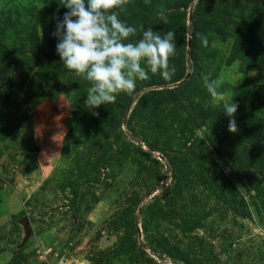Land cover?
Returning <instances> with one entry per match:
<instances>
[{
	"label": "rangeland",
	"instance_id": "374dc122",
	"mask_svg": "<svg viewBox=\"0 0 264 264\" xmlns=\"http://www.w3.org/2000/svg\"><path fill=\"white\" fill-rule=\"evenodd\" d=\"M63 3L0 0V117L3 95L15 116L0 140V264H264V4L140 0L126 7L128 26L160 22L175 33L173 78L182 68L184 77L194 71L195 19L210 34L208 46L198 43V73L181 93L161 90L140 102L150 89L180 83L143 85L162 78L149 72L132 94L93 115L84 104L89 83L56 51ZM209 74L223 80L222 96L205 88ZM231 102L238 104L234 134L224 112ZM24 216L31 233L22 244Z\"/></svg>",
	"mask_w": 264,
	"mask_h": 264
},
{
	"label": "clouds",
	"instance_id": "9594fccd",
	"mask_svg": "<svg viewBox=\"0 0 264 264\" xmlns=\"http://www.w3.org/2000/svg\"><path fill=\"white\" fill-rule=\"evenodd\" d=\"M130 0H64L67 8L63 20H58L52 35L57 39V54L63 66L75 76L89 83L85 107L94 110L101 105L113 104L121 93L132 94L137 80L149 79V72L159 73L165 80L175 74L170 58L176 55L175 33L164 35L152 27L142 30L139 39L133 40L137 30L123 22L115 10L124 11ZM146 3L150 0H145ZM159 19L168 23L166 10L158 12ZM203 47L208 46L207 36L199 37ZM204 86L212 97L222 96L218 91L222 79L202 76ZM238 104H224L230 118L228 131L237 133L234 118Z\"/></svg>",
	"mask_w": 264,
	"mask_h": 264
},
{
	"label": "trees",
	"instance_id": "16d2710c",
	"mask_svg": "<svg viewBox=\"0 0 264 264\" xmlns=\"http://www.w3.org/2000/svg\"><path fill=\"white\" fill-rule=\"evenodd\" d=\"M247 1L252 3V4H254V7H257L258 3L264 4V0H247ZM139 2H140V0H136L133 3L129 2V4L127 5V8H130V7L134 6V5H137ZM116 11H118V16L123 22H125V23L128 22L124 18L123 11L121 12L119 9H117ZM140 20H144V16L143 15L141 16ZM197 21L198 20L195 19V22L193 23V27H192L193 30H192V37H191L192 40H191V46H190L191 47V57L194 60L193 64H192L194 71L191 73V75L188 76V79H185L183 82L179 83V85H177L175 87H172V88H169V89H167V88H165V89H155V88L154 89H150L147 93H144V94H142V96L139 97L140 98V100H139L140 102H142L144 100V98H150L152 95L159 94L161 92V90L168 91L170 97H172L173 93H181L182 92V88H186L188 86V84L191 83V80L195 78V76L198 73V60L199 59H198V56H197L196 52H197V48H198V43L201 42L199 37H200L201 34H203V35L207 36V38L210 39V34H208L207 31H202V30L199 29L200 27H198ZM262 23H263V25H262V27L260 29L261 31L264 28V21ZM196 25H197V27H196ZM162 26H164V25H161L160 22H156V23H153V24L150 25V27H152L154 31L158 32L161 35H164L169 30L166 27H165V30H164V27H162ZM143 29L144 28H141V29L137 30L136 36L132 37V39L133 40L139 39L141 37V35H142V30ZM260 30L258 29L257 32H255L256 36H259L257 33H260V34L262 33ZM248 33L252 34L253 32L249 31ZM256 36H255V38H256ZM255 38H254V40H255ZM262 38H263V36H262ZM184 40H185V38H184ZM184 46H185V43H184ZM177 48H178V45H177ZM261 52L264 53L263 50L260 51V53ZM175 59H177V57L171 58L170 65L179 66L180 63L177 62ZM259 68H261V65L259 66ZM62 74L67 79H69V77L71 76V73H69L68 71H64ZM184 75H185V71L182 68L181 74H178L177 77H175V76H174V78L172 77L170 80H165L163 78H161L158 81H155V79H153V80H149L148 79L149 81L142 82V84L146 85V86H151L152 84L169 83V82L172 83V82H176V81L181 80L184 77ZM140 85H141V83L139 85H136L135 89L139 88ZM59 90H61V89H59V87H57L56 89H53V90L44 91L41 95L53 94V93H55V92H57ZM127 96H128V94H127ZM1 98L2 97H0V100H1ZM5 98H6V96L3 95V108L5 109L4 110V113H5L4 117L5 118H1L0 117V140L3 139L5 137V135H6V134H3V133H6V126H7L6 123L7 122H12V121L15 120L14 119L15 116L10 113V108H9V106L7 104V100ZM240 112H241L240 113V115H241L240 116L241 117L240 121L242 122L243 128L247 132L252 133V128H251L252 120L250 118V115L247 112L245 113L242 110ZM247 157L251 158L252 156H247ZM246 162L247 161L243 162L241 159L238 160V163L240 165H244V166L248 165V163H246ZM251 164L253 165V167H255L254 169H258V167L261 166V161L260 160H257V161L254 160ZM162 252L163 253H168L167 249H164V248L162 249ZM168 256L170 258H172L171 260H176L175 257L172 254H168ZM186 264H189V262H186Z\"/></svg>",
	"mask_w": 264,
	"mask_h": 264
},
{
	"label": "water",
	"instance_id": "95a60500",
	"mask_svg": "<svg viewBox=\"0 0 264 264\" xmlns=\"http://www.w3.org/2000/svg\"><path fill=\"white\" fill-rule=\"evenodd\" d=\"M186 77H188V75H186ZM186 77L182 78L179 82H183ZM19 223H21L23 229H24V236H23V239H22V244L25 242L26 239L29 238V235L31 233V227H30V224H29V221H28V217L24 216L23 218L19 219Z\"/></svg>",
	"mask_w": 264,
	"mask_h": 264
}]
</instances>
